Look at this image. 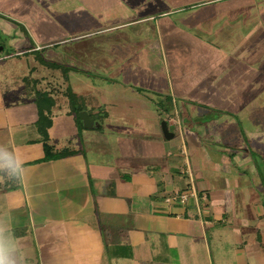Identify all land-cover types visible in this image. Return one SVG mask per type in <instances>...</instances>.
Listing matches in <instances>:
<instances>
[{
	"label": "crops",
	"instance_id": "crops-1",
	"mask_svg": "<svg viewBox=\"0 0 264 264\" xmlns=\"http://www.w3.org/2000/svg\"><path fill=\"white\" fill-rule=\"evenodd\" d=\"M211 17L212 37L206 38L211 34L204 23ZM4 40L14 51L5 57L0 51V61L57 49L85 64L82 71L93 66L111 73L113 90L124 93L114 96L113 116L124 115L123 105L136 106L137 114L154 108L174 133L166 139L162 126L150 125L151 135H145V121L137 116L132 132L155 147L145 152L142 143L140 156L121 141L126 167L91 166L56 121L63 101L50 90L44 69L52 67L36 56L28 72L15 73L11 82L0 76V145L24 163L21 178L0 173V226L15 237L24 264H264V178L252 171L257 166L242 164L239 170L232 161L249 157L242 123L264 106V5L0 0V45ZM71 68L69 63L66 81L68 73L79 72ZM73 93L74 104L79 101L99 123L83 124L85 129L103 131L86 97ZM74 104L69 98L66 117L76 123ZM40 109L44 127L38 124ZM49 120L53 150L47 153L42 128ZM217 139L223 149L211 153L222 178H212L204 162L194 170L184 156L188 141L206 153V142ZM191 170L197 197L171 200L189 188Z\"/></svg>",
	"mask_w": 264,
	"mask_h": 264
},
{
	"label": "rangeland",
	"instance_id": "rangeland-1",
	"mask_svg": "<svg viewBox=\"0 0 264 264\" xmlns=\"http://www.w3.org/2000/svg\"><path fill=\"white\" fill-rule=\"evenodd\" d=\"M259 2L260 7H263L264 0H257ZM261 9V8H260ZM256 11V10H255ZM187 14V12H184ZM181 13L180 15L184 14ZM179 15V17H180ZM177 15L173 18L177 19L179 18ZM210 20H206L204 23V26L209 34L211 36H204L206 38L212 37V17L209 18ZM241 19V18H240ZM242 20V19H241ZM208 23V25H207ZM203 28V24L198 28ZM6 37V36H5ZM5 39V38H4ZM5 47L4 50H1L2 56H6L8 54H11L14 50L10 48V45L6 43V41H3V44H1ZM38 56L44 60H49L51 62H56L61 65V69L54 70L50 68L48 70L45 68V72L47 73V76H49V82H50V90L53 91L54 97H57L60 99V101H63V107L61 110H58L56 112V121L58 122V125L64 126L65 135H70V138H73V141H75V144L77 147L81 148L82 151H84L87 160L89 161L90 165L92 164H100L102 169H105L107 165L115 167L116 163L118 162V166L120 167H126V163L123 161V155H121L120 151V144L121 141L128 143V145H133L131 147H125V149L129 151H139L138 155H143V149H142V143L144 144V151H151V148L157 144L155 142L151 143L150 140L147 138L143 140L140 136L134 135V132H132L134 123H137L138 121L135 120L137 116L143 117L144 124H145V135H151L149 132L151 130L150 125H153V128H159V126H162V122L164 121V114L161 113L162 116L159 117L156 113L154 115V112L152 110H149L147 113L145 111H141L137 114V107L133 105V107H128L123 105L121 110H123L124 115H112V112L114 110L113 102L116 100L114 96H120L119 91H114L112 87H114L115 82L112 79L113 75L111 73H101L98 70H94L93 66L86 67L84 70L81 67L85 64L78 63L76 60L68 59V57L64 56V54L61 52V50L52 49L50 50V53L48 51H41V52H35L32 53L29 56H21V57H13L10 60L4 59V61H0V67L2 68L0 76L6 74L4 79H7V83L12 81V78L14 77L15 73L18 74V72L23 71L24 73L28 72L29 66L34 64L35 57ZM72 63V66L74 68L71 69H77V73H68V79L67 81L64 79V74L67 73L68 70V64ZM90 65V64H88ZM15 70V72L12 73V71ZM10 72L12 75L10 76ZM101 74H99V73ZM4 77V76H3ZM2 77V78H3ZM12 77V78H11ZM96 83V85L94 84ZM43 84V89L46 88L45 82ZM45 85V86H44ZM67 87L72 92H78L82 94L85 99V106H87V109L90 111V114L98 119L101 123H103V131H99V129H85L83 126V121L80 118V112L77 113V109L83 108L84 106L79 103H75L74 105V116H76V123L74 122L73 116L66 117V112L69 111L68 102L69 98L68 96H65L64 93L67 92ZM126 92V91H124ZM121 95H124L121 94ZM62 99V100H61ZM120 101V100H119ZM99 105L97 106V104ZM103 103V104H102ZM112 103V104H111ZM102 104V105H101ZM162 106H165L163 104ZM25 114H29L26 111H24ZM106 115V116H105ZM111 117L107 119L108 116ZM222 115V114H221ZM119 116V117H118ZM229 116V115H228ZM116 117L118 119H116ZM122 117V118H120ZM120 118V119H119ZM152 118V119H151ZM209 120L212 118V116L207 117ZM250 120L247 122H243V130L245 131L246 138H247V145L249 146V157L241 158V157H235L233 158L234 166H237L240 170L241 165L244 164L245 166L248 165L249 167L255 168L257 166V169H253V172H257L258 175L261 176V178H264L263 170H264V106L260 107L259 110L252 114L251 117H249ZM63 119H67L68 121L62 122ZM207 119H203L205 121ZM202 121V120H199ZM154 122V124H152ZM111 124V126H108V124ZM112 129H115L112 131ZM172 130V127H170ZM118 132L122 135H115L113 132ZM170 130V131H171ZM117 132V133H118ZM64 135V134H63ZM119 136H124L122 138H119ZM188 139V138H186ZM139 145V148H136V144ZM183 144V143H182ZM136 145V146H135ZM206 153L203 151H197V147H192L191 143L189 141L187 142L186 148L188 149L186 156L188 160L191 161L193 169H197L200 167L201 163L210 165V174H212V178L216 175V173L222 174L224 176V173L220 170L217 163V155H213L212 153L214 151H219L222 145L221 139H217L215 142H206ZM182 145H180L181 147ZM124 149V148H123ZM138 149V150H137ZM146 149V150H145ZM219 149V150H218ZM150 150V151H149ZM211 155V159L208 158ZM145 158L149 159L151 154H145ZM123 162V163H122ZM201 162V163H200ZM122 163V164H121ZM90 166V167H91ZM259 168V169H258ZM122 170H124L122 168ZM106 171V174L109 173V169L104 170ZM121 171V170H120ZM193 174L191 170V174L189 173V179H190V186L189 188L182 190L178 193H184V192H190L191 190L196 191V188L194 187V184H192V177ZM221 177V176H219ZM222 178V177H221ZM93 184H96V181L93 180ZM191 189V190H190ZM174 195V194H173ZM198 195V193H197Z\"/></svg>",
	"mask_w": 264,
	"mask_h": 264
},
{
	"label": "clouds",
	"instance_id": "clouds-1",
	"mask_svg": "<svg viewBox=\"0 0 264 264\" xmlns=\"http://www.w3.org/2000/svg\"><path fill=\"white\" fill-rule=\"evenodd\" d=\"M24 172V163L20 156L9 148L0 145V173L9 178H21ZM0 264H24L19 254V247L15 237L6 234L0 226Z\"/></svg>",
	"mask_w": 264,
	"mask_h": 264
},
{
	"label": "trees",
	"instance_id": "trees-1",
	"mask_svg": "<svg viewBox=\"0 0 264 264\" xmlns=\"http://www.w3.org/2000/svg\"><path fill=\"white\" fill-rule=\"evenodd\" d=\"M40 59L45 65H48V66H50L52 68H61V65L59 63H56V62L54 63V62H51V61L49 62V61L44 60L42 58H40ZM66 94L69 96L70 104L73 106L74 100H76L77 96L70 89L67 90ZM39 95L41 96V95H44V94L39 93ZM47 96H48V94H47ZM50 101L53 103L54 99L52 97H50ZM77 110H78L77 113L79 114V112L81 110H83V108H80V109H77ZM44 117L45 116L43 114V110L40 109V118H39V121H38V124L40 126L44 125V123H43V118ZM50 123H51L50 120L47 121V125H45V128H42L43 129L42 130V140L44 141V146H45V149H46L47 153H50V150L51 151L53 150V147L48 143V132H47V128H46V127H48L50 125ZM66 154H67V152H56L57 156H63V155H66Z\"/></svg>",
	"mask_w": 264,
	"mask_h": 264
},
{
	"label": "water",
	"instance_id": "water-1",
	"mask_svg": "<svg viewBox=\"0 0 264 264\" xmlns=\"http://www.w3.org/2000/svg\"><path fill=\"white\" fill-rule=\"evenodd\" d=\"M4 49L3 45H0V51ZM80 118L83 121V124L86 128H92L94 125L99 126V123L95 122L89 115L87 110H82L80 112ZM162 131H163V136L166 139H171L174 137V133L170 131L169 125L167 121L162 122Z\"/></svg>",
	"mask_w": 264,
	"mask_h": 264
},
{
	"label": "built area",
	"instance_id": "built-area-1",
	"mask_svg": "<svg viewBox=\"0 0 264 264\" xmlns=\"http://www.w3.org/2000/svg\"><path fill=\"white\" fill-rule=\"evenodd\" d=\"M191 190V189H190ZM190 197H197V193L194 189L190 192H184V193H176L174 196L171 197V200H180L181 202H187Z\"/></svg>",
	"mask_w": 264,
	"mask_h": 264
}]
</instances>
